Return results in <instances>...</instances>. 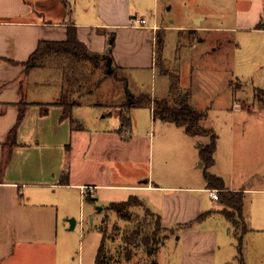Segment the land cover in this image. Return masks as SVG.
<instances>
[{
	"label": "rangeland",
	"instance_id": "rangeland-1",
	"mask_svg": "<svg viewBox=\"0 0 264 264\" xmlns=\"http://www.w3.org/2000/svg\"><path fill=\"white\" fill-rule=\"evenodd\" d=\"M129 1L130 14L138 19L145 18L151 24L156 17L162 24L161 31H156L163 36V47L156 44V31L149 40V47L152 40L154 43L153 59L151 53H145V39L138 34L123 33L126 39L120 42L118 51L124 55L134 53L135 57L140 52L139 60H142L139 63L148 65L120 69L113 63L115 75L112 76L106 74L109 67L104 60L99 61L98 67L80 58L72 65L67 57L59 55L46 60L45 67L34 69L24 80L29 99H40L42 92L51 90L57 91L55 99H58L62 73L75 71L87 78L86 90H92V93L74 96L83 104L78 112L90 126L98 120L102 127L111 128L118 122L120 110H127L129 96L144 95L147 103L150 98L159 102L156 107L152 102L151 116L149 110L136 109L130 116L140 153L147 148L148 156V143L151 142L152 165L143 163L144 159H140L139 164L126 162L123 171L127 178L133 171L142 173L150 169L157 183H167L170 177L174 182L181 171H187L191 185L200 182L205 174H216L228 185L256 186L258 177L264 176L261 156L257 158L255 152L258 145L264 144V28L247 30L239 26L235 0ZM68 2L64 11L60 8L59 14L68 22L81 18L82 5L91 10L94 6L93 0ZM201 18H204L201 20L203 26L215 29L164 31L169 23L193 25L195 19ZM147 32L152 33L151 30ZM111 39L114 36L110 34L108 41ZM108 48L103 53L88 51L104 58ZM77 88L76 85L74 89ZM184 96L188 98L183 100ZM164 100L168 101V106H174V101L193 102L197 110L204 112L205 116L192 127L193 134L159 115ZM212 139L218 144L214 154L216 162L207 166L201 154ZM237 140L243 144L241 152ZM231 141H235L237 151L231 147ZM206 200L211 208L220 205L219 201H211L208 197ZM248 201L252 231L246 233L238 218L240 225L234 226L222 212H216L203 223H194L213 231L214 238L202 242L213 247L215 264H264V223L256 221L262 213L264 195L250 194ZM75 207L77 215L70 218L75 220L74 228L70 229V219L66 223L70 258L75 261L71 260L70 264H96L95 257L103 237L105 264H181L182 249L191 244L184 241L180 227L157 228L156 214L142 201L131 202L120 212L110 209L109 205L100 210L83 199L82 203L76 201ZM132 232L140 234L138 241L127 245L125 237ZM148 238L150 243L146 245Z\"/></svg>",
	"mask_w": 264,
	"mask_h": 264
},
{
	"label": "crops",
	"instance_id": "crops-1",
	"mask_svg": "<svg viewBox=\"0 0 264 264\" xmlns=\"http://www.w3.org/2000/svg\"><path fill=\"white\" fill-rule=\"evenodd\" d=\"M235 1L239 26L247 30H263L264 0ZM129 2L93 0L92 10L85 8L84 4L81 18L68 22L59 15L60 8L61 11L67 8L68 0H0V264L75 262L70 258L66 223L77 215L73 209L76 201L82 203V199L86 200L102 210L111 203L123 202L130 197L138 198L158 215L164 227H180L184 241L191 243L182 249L181 264H215L213 247L203 243L214 238L213 231L194 225L197 221L205 222L224 209L221 203L214 208L208 205L206 197L211 201L218 200L211 198L210 190L217 189L208 188L206 176L203 175L196 185H191L187 171H181L174 182L170 177L165 181H169L167 183H157L150 169L142 173L132 170L128 178L123 171L126 162L139 164L140 159L152 165L151 142L148 143L149 157L147 148L140 153L130 116L135 109L149 110L151 116L152 105L131 108L128 113L131 127L120 131L119 117L111 128L102 127L98 120L92 126L88 125L78 112L83 105L80 104L72 110V117L80 128H73L69 118H62L63 108L54 104L59 100L62 88L58 99H55L56 90L42 92L40 99H29L24 85V80L34 69L45 67H33L32 63L27 65L38 43L66 40L70 26L76 28L78 40L91 52H105L110 34L114 35L108 67L113 63L120 69L148 65L139 63L142 60H139L140 52L135 57L134 53L124 55L118 51L120 42L126 39L123 33L138 34L145 39V53H151L153 59L154 43L152 40L149 47V40L162 24L156 17L152 24L140 18L146 21L145 25L132 27L131 20L138 17L130 14ZM237 4L240 5L237 7ZM202 19H195L193 25L173 26L169 23L164 31L215 29L203 26ZM190 105L197 109L196 103L190 102ZM20 107H24V115L14 135H11ZM237 108L241 109L239 105ZM44 109L46 113H43ZM185 141L187 143L188 140ZM231 145L233 150H244L241 141L237 140L238 148L235 141H231ZM215 151L212 165L216 162ZM255 152L257 158L261 156L260 164L264 165V144L258 145ZM66 174L68 182L62 184L61 178ZM222 180L227 191L243 193L245 229L246 233L252 231L247 212L248 196L264 195V176L258 177L256 186L228 185ZM261 212L256 221L264 223V203ZM202 214L207 215L198 220Z\"/></svg>",
	"mask_w": 264,
	"mask_h": 264
},
{
	"label": "trees",
	"instance_id": "trees-1",
	"mask_svg": "<svg viewBox=\"0 0 264 264\" xmlns=\"http://www.w3.org/2000/svg\"><path fill=\"white\" fill-rule=\"evenodd\" d=\"M260 28V27H259ZM161 31V29L159 30ZM156 32V44L158 47H163V36L159 35L158 32ZM114 35L111 34V37ZM110 37V36H109ZM113 40V39H112ZM113 46V41L109 43V52L106 54L105 58H101L99 56H95L92 53H90L87 49V47L78 40L77 34H76V28L74 26L68 27L67 32V38L64 41H40L38 43L37 48L35 51L31 54L29 61L27 62V65H31L33 67H42L46 63V60H49L53 57H57L59 55H63L67 57L72 65H74L78 61L79 58L82 61H88L95 65L96 67L99 66V61H103L105 59L106 66L109 63V60L111 61V48ZM108 68V67H107ZM113 65H111L107 69V75H115L113 74L114 71ZM62 91L60 98L57 102L54 104L60 105L63 108V119H70L71 125L73 128H80L79 123L73 119L72 117V110L74 107L80 105L81 103L77 100V98L74 96H80L84 95L86 93H92V90H86V87L84 85L86 84L87 78L84 79L83 75H77L75 74V71L71 72L70 74L66 72V70L62 73ZM85 81H82V80ZM82 81V82H79ZM101 82V81H100ZM79 84V85H78ZM77 85V89H74V87ZM152 102H154V106L156 107L158 105V101L152 99H149V102L147 103V99L144 95H141L139 98H135V96H129V100L127 101L128 108L127 110H120L118 117L121 122V128L120 131L123 129H129L131 127V120L129 117V110L131 108H138V107H144V106H151ZM174 106H168V101L164 100L161 102V109L159 111V115L163 119H166L168 121H171L175 123L178 126H184L186 129V132L188 134H193L192 127L194 125L198 124V121L205 116L204 112H201L197 110L196 108H193L190 104L184 101H178L175 102ZM43 113H46V109L43 110ZM24 115V107H20L19 116L17 119V123L14 127V129L11 132V135H14L15 128L22 120V117ZM216 143L215 140L212 139L211 144L208 145L203 151H202V159L204 160V163L207 166L212 165L213 163V153L215 151ZM206 181L208 188H214L217 189L218 193V201L223 205L224 209L222 210V213L227 218L228 221H230L234 226L238 227L240 224L237 223V218L242 222L243 226L245 227V223L243 220V200L244 196L241 192H229L226 190L224 186V181L222 178L216 176V175H209L205 174ZM68 182V175H63L61 178V183L66 184ZM91 200V199H90ZM140 201L136 197H130L128 200L123 202H115L109 204V208L112 210H115L117 212H120L122 208H125L128 205H131V202ZM207 214H202L198 220L204 219ZM156 222H157V228L168 230V228L164 227L161 223L160 217L156 215ZM246 230V229H245ZM140 234L136 232H132L128 236L125 237V243L127 245L135 244L138 241V236ZM104 236V235H103ZM150 238L146 240V245L150 243ZM126 259L130 260V256L126 255ZM107 261L105 259L104 254V237L101 241V244L98 248L95 263L96 264H105Z\"/></svg>",
	"mask_w": 264,
	"mask_h": 264
},
{
	"label": "built area",
	"instance_id": "built-area-1",
	"mask_svg": "<svg viewBox=\"0 0 264 264\" xmlns=\"http://www.w3.org/2000/svg\"><path fill=\"white\" fill-rule=\"evenodd\" d=\"M145 20L144 19H135L133 18L131 20V26L132 27H136V28H139V27H142L145 25ZM210 196L213 200H218V193L216 190H210Z\"/></svg>",
	"mask_w": 264,
	"mask_h": 264
},
{
	"label": "water",
	"instance_id": "water-1",
	"mask_svg": "<svg viewBox=\"0 0 264 264\" xmlns=\"http://www.w3.org/2000/svg\"><path fill=\"white\" fill-rule=\"evenodd\" d=\"M110 42H112V39L110 40ZM107 52H109V49L107 50ZM186 99H187V97L184 96L183 100H186ZM74 226H75V220L74 219H70V229L74 228Z\"/></svg>",
	"mask_w": 264,
	"mask_h": 264
}]
</instances>
